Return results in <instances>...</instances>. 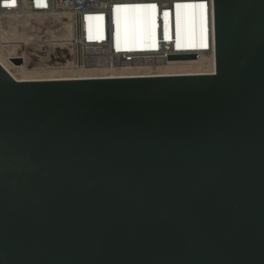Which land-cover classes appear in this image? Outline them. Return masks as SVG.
Returning <instances> with one entry per match:
<instances>
[{
  "label": "water",
  "instance_id": "1",
  "mask_svg": "<svg viewBox=\"0 0 264 264\" xmlns=\"http://www.w3.org/2000/svg\"><path fill=\"white\" fill-rule=\"evenodd\" d=\"M212 12V74L0 65V264H264V0Z\"/></svg>",
  "mask_w": 264,
  "mask_h": 264
},
{
  "label": "bare ground",
  "instance_id": "2",
  "mask_svg": "<svg viewBox=\"0 0 264 264\" xmlns=\"http://www.w3.org/2000/svg\"><path fill=\"white\" fill-rule=\"evenodd\" d=\"M136 1L116 6L114 11H110L115 26V32L111 35V46H114L117 53L111 54V46L108 50L104 48L107 53L105 59L107 61L104 65H77L70 62V66L31 70V65L43 63L47 59L51 49H53L50 53L52 59L57 60L63 54L66 60L73 61V50L69 53L66 45L69 36L72 37L73 28L70 27V30L63 31L62 28L70 25L64 16L50 17L42 14L41 16L44 17H38L39 15L36 13H25L18 19L21 20L19 28L22 30L12 29L9 31L4 29L1 22L2 18L7 16L0 14V65L19 81L135 78L214 73L212 0H210L208 10L205 3L198 0H164L167 7L164 8L158 21L155 19L156 5L139 4ZM40 23H45L44 32L51 31V34L45 40L31 42L37 37L39 28L36 25ZM110 23V21H106L107 29ZM86 28H88V24H84V29ZM88 38L91 39L89 42L104 43L100 31L95 37L89 36ZM23 43L26 45L21 49L26 51L29 66L26 67L25 56L22 66H14L8 62L7 56L2 53V50L10 46V53L21 55L22 52L19 50ZM41 43L44 44L38 47ZM207 49L209 51L204 53ZM171 51H194L197 53V59L167 61L164 57ZM127 55L133 59L126 58Z\"/></svg>",
  "mask_w": 264,
  "mask_h": 264
},
{
  "label": "built area",
  "instance_id": "3",
  "mask_svg": "<svg viewBox=\"0 0 264 264\" xmlns=\"http://www.w3.org/2000/svg\"><path fill=\"white\" fill-rule=\"evenodd\" d=\"M152 1V3H150ZM204 2L206 8L208 10V6H210V0H198ZM133 0H0V14L10 16L14 19H20L22 14L25 13H36L41 16L45 14L50 17H59L64 16L69 21L70 25L62 28L63 31L70 30V27L73 28L72 37L69 36V40L67 42V51L70 53L73 50V61H69L65 59V56L61 54L60 58L57 60L52 59L50 53L48 52L47 59L45 61H41L43 63L34 64L30 66L31 70H48L50 67L54 66H70V62H73L77 65H104L107 60V53L104 48L107 50L112 45V38L110 34L109 28L107 29L106 21H108V16L110 11H114L116 6H122L132 3ZM139 4H154L156 5V16L155 19L158 21L159 17L164 12V8L167 7L165 5L164 0H137ZM170 7V5H168ZM102 16V18H101ZM96 17V18H95ZM105 23V24H104ZM84 24H88V28L84 29ZM38 32L37 37L31 42H40V40H45L51 31L44 32L45 23L37 24ZM90 31V32H88ZM101 32L102 37L104 39V43H95L89 42L91 39L88 37H95L98 32ZM72 40V41H71ZM92 43V44H90ZM44 43L38 45V47L42 46ZM22 45H26L23 43ZM21 47V46H20ZM101 49H99V48ZM1 48V41H0ZM87 50H90L89 52ZM21 55H13L8 52L5 53L7 56V60L10 64L14 65L11 62L12 58H21V65L14 66H22L25 62L26 51L20 48L19 50ZM209 49L205 50L204 53L208 52ZM112 53H117L114 46H111L110 50ZM175 52V51H173ZM183 52V51H181ZM3 53V52H2ZM126 53V52H121ZM184 53H194L196 52H184ZM4 54V53H3ZM89 54V55H88ZM110 55V54H109ZM70 57V56H69ZM128 59H133L127 55ZM27 59V66L29 63V59ZM55 60L53 63L51 61ZM63 62V63H62ZM68 65H60L66 64ZM42 66V67H37ZM53 80V79H48ZM31 81H43L41 80H31Z\"/></svg>",
  "mask_w": 264,
  "mask_h": 264
},
{
  "label": "rangeland",
  "instance_id": "4",
  "mask_svg": "<svg viewBox=\"0 0 264 264\" xmlns=\"http://www.w3.org/2000/svg\"><path fill=\"white\" fill-rule=\"evenodd\" d=\"M41 20H42V18H40ZM44 20V19H43ZM21 20H18V19H14V18H11L10 16H7V17H4V18H2V20H1V22H2V25L4 26V29L5 30H9V31H11L12 29H16V30H22V28H19V25H21ZM40 21V20H39ZM38 21V22H39ZM42 22H44V21H42ZM11 36H13L12 34H11ZM2 40H3V38H2ZM25 42V41H24ZM21 47H25V45H21ZM20 47V48H21ZM53 48V47H52ZM23 49V48H22ZM53 49H51L50 51H49V53H51V51H52ZM11 50H10V46L9 47H7V48H4L3 50H2V52L5 54V53H8V52H10ZM63 63V62H62ZM69 63H66V64H60V65H68ZM37 67H42V66H37Z\"/></svg>",
  "mask_w": 264,
  "mask_h": 264
},
{
  "label": "clouds",
  "instance_id": "5",
  "mask_svg": "<svg viewBox=\"0 0 264 264\" xmlns=\"http://www.w3.org/2000/svg\"><path fill=\"white\" fill-rule=\"evenodd\" d=\"M108 21L111 22L108 28H109V30H110V34L112 35V34H114V32H115V26H114L113 17H112V15L110 14V12H109V16H108Z\"/></svg>",
  "mask_w": 264,
  "mask_h": 264
},
{
  "label": "snow or ice",
  "instance_id": "6",
  "mask_svg": "<svg viewBox=\"0 0 264 264\" xmlns=\"http://www.w3.org/2000/svg\"><path fill=\"white\" fill-rule=\"evenodd\" d=\"M154 7V6H153Z\"/></svg>",
  "mask_w": 264,
  "mask_h": 264
}]
</instances>
